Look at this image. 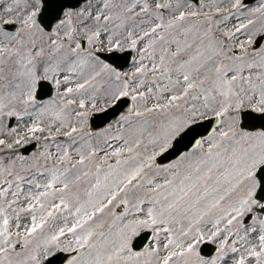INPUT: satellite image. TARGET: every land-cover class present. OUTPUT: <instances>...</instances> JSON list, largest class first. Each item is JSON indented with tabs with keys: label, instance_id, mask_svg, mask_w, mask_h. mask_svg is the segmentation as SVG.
Segmentation results:
<instances>
[{
	"label": "snow or ice",
	"instance_id": "6c2138e0",
	"mask_svg": "<svg viewBox=\"0 0 264 264\" xmlns=\"http://www.w3.org/2000/svg\"><path fill=\"white\" fill-rule=\"evenodd\" d=\"M0 264H264V0H0Z\"/></svg>",
	"mask_w": 264,
	"mask_h": 264
},
{
	"label": "water",
	"instance_id": "95a60500",
	"mask_svg": "<svg viewBox=\"0 0 264 264\" xmlns=\"http://www.w3.org/2000/svg\"><path fill=\"white\" fill-rule=\"evenodd\" d=\"M29 148H31V145L29 146ZM148 239H151L150 235L148 236ZM208 247H211V246H208ZM61 256H67L68 254L67 253H60Z\"/></svg>",
	"mask_w": 264,
	"mask_h": 264
}]
</instances>
